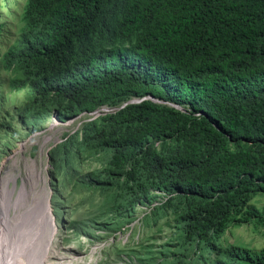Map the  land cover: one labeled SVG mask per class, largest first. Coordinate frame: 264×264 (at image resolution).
<instances>
[{
	"label": "trees",
	"instance_id": "16d2710c",
	"mask_svg": "<svg viewBox=\"0 0 264 264\" xmlns=\"http://www.w3.org/2000/svg\"><path fill=\"white\" fill-rule=\"evenodd\" d=\"M19 23L0 61L21 72L11 88L32 91L28 111L139 100L85 124L75 144L109 153V175L132 182L130 207L149 187L177 200L185 243L253 260L216 241L239 215L264 224L248 204L264 194V0H25ZM69 141L50 150L56 166Z\"/></svg>",
	"mask_w": 264,
	"mask_h": 264
},
{
	"label": "rangeland",
	"instance_id": "374dc122",
	"mask_svg": "<svg viewBox=\"0 0 264 264\" xmlns=\"http://www.w3.org/2000/svg\"><path fill=\"white\" fill-rule=\"evenodd\" d=\"M24 3L0 0V55L18 46ZM15 78L22 79L20 70L5 69L0 61V177H8L12 199L24 189L18 206L8 210L7 236L13 237L17 228L20 237L10 238V245L22 248L36 234V219L25 212L47 200L50 209L34 248L39 253L51 242L50 264H264L258 258L264 251L263 223L239 215L216 241L221 248L247 249L253 260L244 253L234 257L226 251L208 250L204 244L185 243L177 200L170 206L165 193L149 187L148 196L139 194L140 199L130 207L125 189L132 182H126L125 176L115 181L109 175V153L86 151L75 144L85 124L137 100L72 117L59 116L52 103L33 112L28 111L33 98L29 87L9 86ZM156 103L188 113L168 102ZM67 140L71 151L56 166L59 159L50 150ZM248 204L263 212L264 194L252 196ZM18 220L25 223L18 224Z\"/></svg>",
	"mask_w": 264,
	"mask_h": 264
},
{
	"label": "bare ground",
	"instance_id": "6f19581e",
	"mask_svg": "<svg viewBox=\"0 0 264 264\" xmlns=\"http://www.w3.org/2000/svg\"><path fill=\"white\" fill-rule=\"evenodd\" d=\"M7 178L8 177L6 176L0 177V264H50L49 245L51 242H49V244L47 245L44 251H41L39 253H36L37 251L34 248V244L35 241L37 240V237L43 231L42 228L45 222L46 214L50 209L47 200L41 202V205L36 204L30 211L25 212L32 219H36L35 221V224L37 225L36 234H33L32 237L29 239V242L27 244H24L22 248L19 246V244L15 245L14 243V245H12L11 243L10 245V238L18 239L20 237L19 235L16 234L17 228H16V232L11 233L13 237H9L10 235L8 233L10 231V227H8V225H9L10 216L8 210L10 207L18 206L19 201H21L24 195V189L22 188L18 192L16 198L12 199L11 198L12 189H10L7 186V181H6ZM18 221H19L18 224L25 223L21 220ZM52 239L53 238H51V241Z\"/></svg>",
	"mask_w": 264,
	"mask_h": 264
},
{
	"label": "water",
	"instance_id": "95a60500",
	"mask_svg": "<svg viewBox=\"0 0 264 264\" xmlns=\"http://www.w3.org/2000/svg\"><path fill=\"white\" fill-rule=\"evenodd\" d=\"M147 98H149V99H151V100H153V101H157L156 99H154L153 97H147ZM135 102H139V100H137V101H135ZM176 107H179V106H177V105H175ZM121 107H123V106H121Z\"/></svg>",
	"mask_w": 264,
	"mask_h": 264
}]
</instances>
